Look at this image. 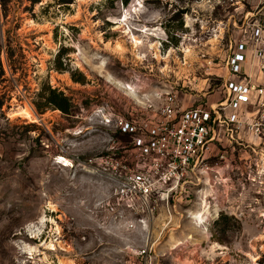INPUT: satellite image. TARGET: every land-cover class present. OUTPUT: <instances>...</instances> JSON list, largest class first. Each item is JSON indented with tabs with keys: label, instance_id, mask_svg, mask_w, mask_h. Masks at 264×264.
Returning <instances> with one entry per match:
<instances>
[{
	"label": "rangeland",
	"instance_id": "1",
	"mask_svg": "<svg viewBox=\"0 0 264 264\" xmlns=\"http://www.w3.org/2000/svg\"><path fill=\"white\" fill-rule=\"evenodd\" d=\"M254 26L264 32V0H0V264H132L125 247L143 236L122 224L141 215L111 222L114 185L78 163L131 138L92 111L134 113L171 87L181 108L216 100L214 74ZM48 86L69 99L68 115L37 109ZM241 170L224 172L217 216L200 224L184 212L161 238V264H264V172Z\"/></svg>",
	"mask_w": 264,
	"mask_h": 264
},
{
	"label": "built area",
	"instance_id": "2",
	"mask_svg": "<svg viewBox=\"0 0 264 264\" xmlns=\"http://www.w3.org/2000/svg\"><path fill=\"white\" fill-rule=\"evenodd\" d=\"M221 72L214 74L221 80L214 101L181 108L177 91L171 87L144 98L135 106V114L116 112L106 105L92 111L91 120L131 138L128 146L111 147L105 156L78 163L82 168L92 167L114 185L113 198L106 203L111 222L120 225L125 212L141 215L137 226L133 221L122 224L143 236L137 248L125 247L132 264H161L165 254L157 246L162 237L176 232L184 212L200 224L217 216L227 198L224 172L243 169L248 177L254 167L264 172L261 27L252 28L248 41H234ZM250 106L254 108L251 113L246 111ZM188 184L197 188L194 206L180 213L170 196L185 191Z\"/></svg>",
	"mask_w": 264,
	"mask_h": 264
},
{
	"label": "trees",
	"instance_id": "3",
	"mask_svg": "<svg viewBox=\"0 0 264 264\" xmlns=\"http://www.w3.org/2000/svg\"><path fill=\"white\" fill-rule=\"evenodd\" d=\"M129 1L130 0H121V4L123 6H127L129 4ZM63 53L64 50L63 48H61L56 55L57 61H59ZM74 81L77 82L79 80L74 79ZM38 96L40 97V102H36L35 104L38 110L41 111L42 108L48 107L52 110H58L65 115H68L70 113L69 111L72 106L69 99L57 89H52L49 86L46 88H41Z\"/></svg>",
	"mask_w": 264,
	"mask_h": 264
},
{
	"label": "crops",
	"instance_id": "4",
	"mask_svg": "<svg viewBox=\"0 0 264 264\" xmlns=\"http://www.w3.org/2000/svg\"><path fill=\"white\" fill-rule=\"evenodd\" d=\"M187 189L185 191H180V192H174L172 193V195L170 196L172 201L174 202V204L178 207L181 206V203H184L185 207L184 208H188V210H192L191 208H193V199L192 200H187V196L190 194H193V192L195 191V189H197L195 186H191V185H187L186 187ZM153 235L155 234V230H152Z\"/></svg>",
	"mask_w": 264,
	"mask_h": 264
},
{
	"label": "bare ground",
	"instance_id": "5",
	"mask_svg": "<svg viewBox=\"0 0 264 264\" xmlns=\"http://www.w3.org/2000/svg\"><path fill=\"white\" fill-rule=\"evenodd\" d=\"M116 84H117V86H119V87H122V84L120 83V82H116ZM123 88V87H122ZM124 89V88H123ZM126 90V89H125ZM134 96H135V94H134ZM43 222V220H41V222H40V224ZM28 229H29V231H30V234H32L33 236H36L38 233H37V231H38V225H37V227L35 226V225H29L28 226ZM25 248V247H24ZM53 246L52 245H50L49 244V246H48V249L49 250H53ZM26 249V248H25ZM24 249V250H25ZM29 251H31V250H29Z\"/></svg>",
	"mask_w": 264,
	"mask_h": 264
}]
</instances>
